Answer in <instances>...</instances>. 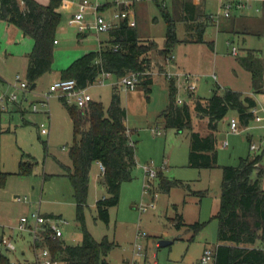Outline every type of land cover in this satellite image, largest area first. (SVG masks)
I'll list each match as a JSON object with an SVG mask.
<instances>
[{"label": "rangeland", "instance_id": "rangeland-1", "mask_svg": "<svg viewBox=\"0 0 264 264\" xmlns=\"http://www.w3.org/2000/svg\"><path fill=\"white\" fill-rule=\"evenodd\" d=\"M106 1L111 2V7L106 11L109 12V17L116 7L112 5L113 0ZM228 1L232 2V16L248 14L264 18L262 0H244L245 6H238V0H223L224 3ZM220 3V0L137 2L134 10L140 38L157 42V48L149 52L153 69H165L168 58L167 54L160 52V48L165 45L167 32L163 9L175 18L179 38L189 36L194 31L196 33V28H188L189 21L191 23L194 20V24L199 20L205 21L207 15L203 13L207 12L212 14L211 21L214 22L207 25L205 37L207 40H214L221 53L235 56L232 54L233 45L239 50L247 45L264 47V34L228 33L220 29L219 18H222V22L226 18L221 13L224 6L220 7ZM185 5L195 19L183 18L187 10L184 9ZM75 12V8L62 10V20L56 32L53 68L38 79L34 88L29 85L23 90L16 86L17 74L23 80L26 79L25 51L32 49L33 38L22 35L19 42L8 45L7 50L5 39L1 44L0 74L3 79L0 78V177L5 182L0 184V236H11L16 248L9 250L0 245V251L5 252L12 260L36 259L31 233L16 228L19 218L31 215L34 210H40L51 218H65L67 222L61 224L62 238L67 243H78L83 237L76 215L74 187L66 166L72 165L69 149L75 141L73 121L61 93L54 92L46 105L41 103L50 84L60 78L61 70L85 51L96 48L100 39L109 35L108 31H97L92 27L83 30L85 35L79 36L80 30L70 22ZM91 17V13H85L87 20ZM237 25L247 29L246 20ZM259 25L261 23L258 22L257 26ZM0 32L4 35L1 28ZM229 37L232 42L228 40ZM214 48L207 42L183 40H179L173 47L174 55L179 52L181 56H190L193 61L198 57L206 61L202 65L196 64L199 79L193 96L208 97L220 84L214 57L211 53L207 57V53L213 52ZM173 64L174 61L170 62L167 69L176 71ZM154 77V81L150 83V92L141 83L133 89L125 88L116 83L118 78L114 74L87 86L93 99L103 101L107 109L114 85H117L121 102L126 108L125 123L130 129L131 138L136 141L138 163L134 168L133 178L122 182L119 202L109 207V220H104L96 208V201L102 194V185L97 181L102 169L97 161L93 162L84 207L85 223L97 240H102L107 235L109 240L115 242L107 255L111 264H203L201 256L205 243L217 241L218 220L213 214L220 203L223 167H196L189 164L191 129L178 131L165 124L161 112L169 102V79L161 72L154 73ZM176 81L179 85L178 94L186 99L184 78L176 77ZM13 92L19 95L16 101L5 96ZM2 96L5 97L3 100ZM73 102L72 99L70 103ZM34 104L38 105V110L34 109ZM192 114L194 129L202 134L208 133L207 119L198 117L193 106ZM232 118H237L242 125L235 109L229 110L218 123L216 136L219 164H237L241 156L253 155L263 150L264 127L247 128L242 125L240 130L233 131L230 126ZM252 123L260 122L252 120L250 124ZM251 133L256 143L259 146L262 144L261 148H251L248 137ZM224 140L228 141V145L222 144ZM21 160L27 161V164L31 162L25 172H20ZM262 160L264 163V152ZM146 164H151L158 173L162 171L171 178L181 179L184 184L174 185L170 190L162 189L158 175L147 180L144 168ZM4 173L7 174L4 176ZM147 182L150 183L148 187ZM142 204L147 205L146 210L141 209ZM179 216H182L183 222L180 226L176 224ZM196 221H207L198 233L191 227ZM161 238L173 241L160 245L158 242ZM58 264L63 262L59 261Z\"/></svg>", "mask_w": 264, "mask_h": 264}, {"label": "trees", "instance_id": "trees-1", "mask_svg": "<svg viewBox=\"0 0 264 264\" xmlns=\"http://www.w3.org/2000/svg\"><path fill=\"white\" fill-rule=\"evenodd\" d=\"M24 3L22 6L20 0H1L0 18L16 24L34 39L26 70L28 83L32 84L53 68L56 31L62 20L59 10L62 0H50L48 3L24 0ZM262 7L264 14V0ZM185 8L187 10L183 18L195 19L187 6ZM162 11L167 21V32L165 45L160 48V52L169 55L180 39L175 18L169 11ZM203 14L207 15L205 21L199 20L196 24L194 20L191 23L189 21L188 28H196V33L191 32L185 40H204V31L212 20V14ZM108 32L109 37L102 40L100 48L89 50L74 59L61 70V77H73L77 80V87L85 88L104 71L120 78L132 70H144L150 66L152 60L149 52L157 48V42L141 39L137 24L132 26L123 20ZM209 43L213 44L212 41ZM115 45H118L117 49ZM246 50L244 54L238 55V59L251 71L254 90L264 91V50ZM152 82L153 77L149 75L140 83L150 92ZM193 95L190 93L189 100L179 103L176 78H170L169 102L161 116L168 127L178 131L191 129L190 165L223 167L220 207L214 214L218 219L220 242L213 264H264V187L261 185L264 167L258 164L264 150L241 156L237 164L221 165L218 162L216 136L219 120L231 109L237 110L241 124L247 125L254 118L251 108L256 105V100L239 90L231 87L220 89V86L215 87L208 97ZM61 98L74 125L75 141L69 149L72 165L66 166L74 187L76 215L83 237L78 243H67L62 237H53L52 230L45 228L37 245L47 246L53 259L64 264H111L107 255L115 242L109 240L107 235L97 240L85 223L84 207L89 193L91 167L94 161L102 162L105 166L102 181L107 187V194L97 199L96 208L101 218L109 220V207L119 202L122 182L134 176V168L138 163L136 141L131 142L129 128L125 123L126 108L121 102L117 85H114L107 109L101 100L92 99L85 107H81L75 102L70 103L64 95ZM192 106L198 117L207 118L208 133L202 134L194 129ZM27 163L20 161V172L27 170L31 162ZM158 176L162 189L170 190L174 185L184 184L181 179L171 178L162 171H159ZM4 182L5 179L0 177V184ZM178 218L176 224L180 226L183 223L182 216ZM205 224L206 221H196L191 227L198 233ZM257 241L261 246L255 245ZM0 264L37 262L12 260L5 252H0Z\"/></svg>", "mask_w": 264, "mask_h": 264}, {"label": "built area", "instance_id": "built-area-1", "mask_svg": "<svg viewBox=\"0 0 264 264\" xmlns=\"http://www.w3.org/2000/svg\"><path fill=\"white\" fill-rule=\"evenodd\" d=\"M142 0H113V4L116 7L111 15L108 17L105 14H102L98 12L100 8V3L98 0L96 2H92L91 0H80V9L85 10L88 7L93 8L95 11V26L98 31H109L111 28L117 26L121 21L125 20L129 25H136L137 19L134 13V5ZM220 7L224 6V9L221 11L224 16H230V8L232 6V2L228 1L226 3L223 2V0H220ZM238 6H245L246 2L244 0H238L237 2ZM221 14L219 13L218 16ZM83 27V26H82ZM81 27V28H82ZM115 49L118 48V45H115ZM238 47L236 45L233 46V52H237ZM173 58V54H169L167 58V62L171 61ZM154 64H152V61L150 63V66H148L144 70H132L125 75L121 76L117 80V84H121L125 88H135L137 87L142 79L146 76H152L156 72H161L164 74L168 79L170 78H176L182 76L185 80V85L186 88L189 91L194 92L195 89H197V79L198 76L196 74H193L191 72H184V71H170L168 69H153ZM112 73L109 71H104L101 75H99L95 81L100 80L103 81L104 77L111 75ZM17 80L16 86L25 90L28 86V80L25 79L23 80L20 77V74H17ZM54 92H59L62 95L66 96L68 101H73L81 107H85L90 100L93 99L92 95L90 92L87 91V87L85 88H79L77 87V80L73 77L70 78H58L54 80L50 86L48 92H46L43 96L44 99H42L41 103L43 105H46L48 103L49 97L51 96L52 93ZM8 99L16 101L19 97L18 93L13 92L10 95H5ZM5 97L2 96L1 99L3 100ZM177 101L179 103L184 102L182 97H177ZM5 107V105H3ZM34 109L38 110V105L34 104ZM252 112L254 113V117L257 120H262L264 119V114H260L258 112V108L256 106H253L251 108ZM230 126L233 130H238L239 129V121L237 118H232L230 122ZM131 142L133 143L134 140L131 138ZM227 141L224 142L226 144ZM258 144L255 142L251 143V148L256 149L258 148ZM100 163V167L102 169V172L105 170V166L102 162ZM144 168L147 173V177L150 181L152 177H155L158 175L157 169L154 168L151 164H146L144 165ZM146 186H150V183H146ZM141 209L146 210L147 205L142 204ZM67 220L65 218H51L48 215H45L42 213L40 210H34L31 212V215H22L18 223L16 224V228L19 230H27L29 233H31L33 237V246L36 251V259L34 261L37 262V264H58L59 260L53 259L52 254L50 249L47 246L39 247L37 245V242L42 239V231L45 228H50L52 230L51 234L53 237H62L63 235V228H62V223H66ZM0 245L4 246L6 249H15L16 245L14 240L12 239L11 236H7L5 234H2L0 236ZM139 248L141 245L139 244ZM1 252V251H0ZM216 253H217V247L216 246H211L208 245L204 248V251L201 256V262L203 264L207 263H214L215 258H216Z\"/></svg>", "mask_w": 264, "mask_h": 264}, {"label": "crops", "instance_id": "crops-1", "mask_svg": "<svg viewBox=\"0 0 264 264\" xmlns=\"http://www.w3.org/2000/svg\"><path fill=\"white\" fill-rule=\"evenodd\" d=\"M38 1H40L42 3H48L50 0H38ZM79 1L80 0H62V3L60 5V7H59V10L62 13V10L65 9V8H67V9L75 8L76 12L73 13L72 17L70 18V22L75 24L77 26V28L80 30L78 35L79 36H83L85 34H83L82 31L85 30L86 28H92V27L96 28V26H95V11H94L93 8H90V7H88L85 10H81ZM98 2L100 3V8H99L98 12H100L102 14H105V15H109L108 14L109 12L106 13V11H107V8L111 7V5H110L111 2L106 1V0L105 1L98 0ZM262 2H263V0H262ZM20 3H21L22 6L25 5L24 0H20ZM0 5H1V0H0ZM112 5H114V4L112 3ZM86 12L89 13V14L91 13V16H92L91 19L87 20L85 18V13ZM134 13H135V16H136V11L135 10H134ZM263 17H264V14H263ZM136 19H137V17H136ZM244 20L247 21V29H246V27L245 28L244 27L240 28L237 25L239 22H241L243 24ZM211 22H214V21H211ZM218 22H219L218 25H219L220 29L222 28V29L228 31V33L233 32V33H237L238 34V33L247 32V34H258V35L264 34V18L261 19V17L256 16V15H248L247 14V16H244L243 14H241L238 17L230 15V16H226L224 22H222V18H219ZM258 22L261 23V25L257 26ZM0 28H1V31L4 30V35H2V33L0 32V53L2 51V45L1 44H2V41H4V39L6 41L5 50H7L8 49V45L13 44V42H19V39L22 37V35H27V34H25L23 32V30L19 26H17L14 23L9 22L8 20H6L4 18H0ZM96 30H97V28H96ZM205 32H206V29L204 31V35H203L204 36V40L203 41L185 40V38H187L189 36H186L184 38H179V39H180V41L183 40V41H187V42H199V43L207 42L212 48L215 47L213 52H208V53L206 52V53H207V57L208 58L210 57V53L214 57L213 58L214 65H215V68L218 69V73H217V77L219 78L218 82H220V84H221L220 85L218 83V86H220V89L225 88V87H231L233 89L241 91L244 95L247 94V95H250V96L254 97V99L256 100V105L255 106L258 108V112L260 114H264V91L256 92L254 90L251 71L249 69H247L243 64H241V62L238 59V55L239 54H244L247 51L246 49H248V48H253V49H256L258 52H260V50L261 51L264 50V47H252L250 45H247V46H244L243 48H240V50L238 48L237 52L234 53L233 52V46L234 45H233L232 46V54H234L235 56L230 55V54L226 55L225 53L224 54L221 53V51H219L216 48L217 44H215L214 40H207L206 39ZM108 37H109V35H108ZM108 37H106L104 39L103 38L100 39L99 45L96 48H94V49L100 48L102 40H106ZM230 39L231 38L229 37L228 40L232 42V40H230ZM209 41H212L213 44L211 45L209 43ZM55 43H57V37H56V42ZM89 50H92V49H89ZM89 50H87V51H89ZM30 51L31 50L25 51L26 55H27L26 56L27 57V65H28V54H29ZM87 51H85V52H87ZM172 54H173V49H172ZM186 54H188V52ZM189 57L190 56H188V55H185V57L181 56V54L179 52H177L176 55L173 54V58L171 59V61L166 62L164 68L167 69V65L170 62L174 61L173 67L176 66L177 70L184 71V72H191V73L196 74L198 76V73H196V72H198V71H196V69H197L196 68V66H197L196 64L200 63L202 65L203 61L204 62H206V61L203 60V58H201V57H198L197 59H195V61H193V60L190 59L191 57L190 58ZM195 57H192V58H195ZM26 70H27V66H26ZM47 72H49V71H47ZM215 75H216V73H215ZM60 77H61V75H60ZM0 78L3 79L1 74H0ZM154 79H155V77L153 75V81H154ZM198 79H199V76H198ZM37 83H38V80L36 82V85H37ZM197 84H198V82H197ZM29 85H30L31 88H34V87H32V84L29 83ZM177 86H178V91H179V85L177 84ZM185 87H186V85H185ZM185 89H186L187 98L185 99L182 96H180L179 94H178V96L182 97V99L184 101H187V100H189L190 93L194 94L195 92L189 91L187 88H185ZM252 120H255V121L260 122V123H252V124H250V122ZM252 120L247 125H245V126H247V128L264 127V119L257 120L254 117ZM241 126L242 125L239 124V129L238 130H240L242 128ZM129 132H130V129H129ZM130 137H131V134H130ZM248 137L250 138V142L251 143L252 142L256 143V141L252 137V133L248 134ZM260 139L262 140L263 138H260ZM225 141H227V140L222 141V144L224 146L228 145V141H227L226 144H224ZM251 143H250V146H251ZM257 144L259 145V143H257ZM217 146H218V141H217ZM261 147H262V144L260 143V146H258V148H261ZM262 149L264 150V146H263ZM262 159H263V157H262ZM262 159L259 161L258 164L260 166L264 167V163H263ZM97 162L99 163V161H97ZM221 165H224V164L221 163ZM102 175L103 174L101 172L100 175L98 176V180H97L100 183V185H102V187H101L102 194H101L100 197L105 196L107 194V187H106L105 183L102 181ZM222 177H223V175H222ZM261 185L264 187V175L262 176V179H261ZM221 192H222V189H221ZM220 201H221V195H220ZM219 207H220V203H219ZM219 207H218V209H219ZM214 214H213V217H214ZM45 215H47V214H45ZM206 223H207V221H206ZM219 242L220 241L218 239V229H217V241H216V243H210L209 241H207V243H205V247L208 246V245L217 247ZM158 244H159V242H158ZM255 245L256 246H261L258 241H257V243H255ZM63 264H64V262H63Z\"/></svg>", "mask_w": 264, "mask_h": 264}, {"label": "water", "instance_id": "water-1", "mask_svg": "<svg viewBox=\"0 0 264 264\" xmlns=\"http://www.w3.org/2000/svg\"><path fill=\"white\" fill-rule=\"evenodd\" d=\"M35 85H36V82H33V83H32V87H35ZM172 241H173V239L161 238V239L159 240V244H160V245H165V244H169V243H171Z\"/></svg>", "mask_w": 264, "mask_h": 264}]
</instances>
